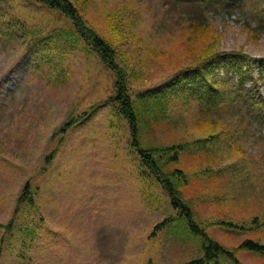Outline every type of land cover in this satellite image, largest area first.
<instances>
[{"label": "rangeland", "instance_id": "obj_1", "mask_svg": "<svg viewBox=\"0 0 264 264\" xmlns=\"http://www.w3.org/2000/svg\"><path fill=\"white\" fill-rule=\"evenodd\" d=\"M70 1L111 46L117 70L61 13L0 0V264L203 257L201 238L131 147L129 124L111 102L117 73L137 107L139 144H187L163 172L184 173L185 183L174 184L193 222L237 261L221 264H264L241 247L264 246V108L251 100L264 102V74L241 86V74L216 66L218 58L264 59V31L256 30L264 0H243L230 14L187 0ZM213 61L207 78L227 96L222 104L166 88ZM246 66L238 67L249 80ZM147 92L155 97L137 99Z\"/></svg>", "mask_w": 264, "mask_h": 264}, {"label": "trees", "instance_id": "obj_2", "mask_svg": "<svg viewBox=\"0 0 264 264\" xmlns=\"http://www.w3.org/2000/svg\"><path fill=\"white\" fill-rule=\"evenodd\" d=\"M38 4L46 7L51 11H57L67 17L75 30L76 36L80 38L81 42L86 45L93 52L97 53L102 60V62L108 67L110 70H117V64L115 62V54L111 46L98 34H96L92 28L87 26L85 21L82 19V16L79 13V10L70 0H33ZM239 2V3H238ZM187 0L186 3H190L191 5H203L205 10L210 11L211 8H218L219 11L224 12L225 14H230L234 7L242 4L243 0ZM261 11L257 15L258 26L256 28L257 31H264V7L260 9ZM235 55H233L234 57ZM239 60L234 58L235 61L231 63L228 61V58H223L216 61V66L219 64L225 65V68L230 66V68L241 74L240 85L242 86L245 81H247V77L244 75L245 72L240 71L239 64L247 65L253 68L257 61L251 60L245 56H238ZM215 61L209 63H203L195 67V69L190 70L189 72L180 73L176 77L173 78L171 84H167L166 88L169 89H177L178 92L184 93V96H189V98L198 100L204 104H209L210 102H216L217 104H222L227 96L221 92H219L214 87V83L211 79L207 78L209 76V71H214ZM223 68V67H222ZM258 71L261 73L264 72V59L260 61L257 66ZM235 75H237L235 73ZM115 95L112 98L111 102H113L117 106L118 112L127 120L131 132V147L135 149L137 152L141 166L145 168L154 178L155 180L162 186L164 191L167 193L170 204L173 209L178 212V215L185 221L187 224L188 230L195 236H199L201 238L202 252L203 257L197 260L190 261L186 264H221L224 259H230L234 263H237L234 256H232L229 252L225 251L221 246L216 244L215 242L208 239V236L203 233L202 230L198 228V226L193 222L190 214L189 207L182 201L179 196V192L175 187L174 182L178 180H182L185 183V175L179 169H174L170 173H164L165 167L167 164H172L178 162L179 154L184 151L187 147L185 145H176L165 148H157V147H142L139 144V121H138V111L136 110L135 101H133L128 94L127 80L125 76L121 73L116 74L115 79ZM253 90V89H250ZM155 97L152 92H147L143 96H137V99H142V102L147 103V99L145 97ZM255 97V94H253ZM256 104L264 105L261 101H256L255 98L251 99ZM212 105V104H211ZM166 225V222H163L156 226V230H160L162 227ZM242 248L247 250L259 253L264 255V246H261L252 241H247L243 245Z\"/></svg>", "mask_w": 264, "mask_h": 264}]
</instances>
